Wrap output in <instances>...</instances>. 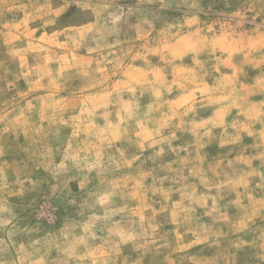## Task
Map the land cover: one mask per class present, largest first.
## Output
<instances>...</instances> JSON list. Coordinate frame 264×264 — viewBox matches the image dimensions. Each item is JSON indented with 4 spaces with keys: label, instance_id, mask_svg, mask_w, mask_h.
Listing matches in <instances>:
<instances>
[{
    "label": "rangeland",
    "instance_id": "374dc122",
    "mask_svg": "<svg viewBox=\"0 0 264 264\" xmlns=\"http://www.w3.org/2000/svg\"><path fill=\"white\" fill-rule=\"evenodd\" d=\"M0 264H264V0H0Z\"/></svg>",
    "mask_w": 264,
    "mask_h": 264
}]
</instances>
